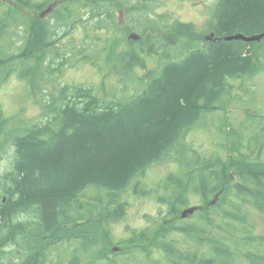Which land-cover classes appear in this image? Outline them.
I'll return each instance as SVG.
<instances>
[{
  "label": "trees",
  "instance_id": "16d2710c",
  "mask_svg": "<svg viewBox=\"0 0 264 264\" xmlns=\"http://www.w3.org/2000/svg\"><path fill=\"white\" fill-rule=\"evenodd\" d=\"M112 1L126 8L120 10L127 15L121 24ZM123 2L11 0L5 7L0 1L5 8L0 17V89L20 63L30 71V80L42 75L41 80L53 83L54 73L74 67V61L97 67L102 53L106 66H122L123 85L127 78L137 84L135 93L124 90L120 99L111 94L100 98L92 87L69 85L47 95L39 84L40 95L49 98L35 103L44 122L6 133L0 116V160L2 137L9 136L14 149L0 174V264H48L52 251L65 244L74 248L69 264L86 258L90 264L107 261L99 245L113 244L111 225L126 215L125 193H141L146 171L165 163L176 164L180 174L159 185L164 193L158 198L172 205L169 211L175 217L192 197L206 206L203 211L213 216L205 225L221 231L215 236L218 252L211 256L187 230L168 227L153 248L163 249V255H147L149 263L219 264L224 258L229 264H264V239L251 234L249 219L251 210L264 216V134L233 141L222 147L223 156L200 153L187 143L207 115L248 105V82L264 68V38L251 43L224 39L264 35V0H218L208 23L214 36L210 41L200 40L192 24L175 21L165 30L156 28L148 16L152 0ZM47 5L53 8L50 17L40 20ZM133 13L138 16L129 18ZM76 30L85 41H70L64 47L71 52L67 56L58 44ZM121 31L145 36L126 38L124 47L122 39H114ZM177 45L179 52L173 51ZM48 54L51 61L45 65ZM149 59L158 60L152 71L146 69ZM137 68L144 71L140 77ZM219 209L237 225H224L214 216ZM224 227L232 231L228 237ZM148 233L119 244H147ZM182 237L186 244L179 249Z\"/></svg>",
  "mask_w": 264,
  "mask_h": 264
},
{
  "label": "rangeland",
  "instance_id": "374dc122",
  "mask_svg": "<svg viewBox=\"0 0 264 264\" xmlns=\"http://www.w3.org/2000/svg\"><path fill=\"white\" fill-rule=\"evenodd\" d=\"M4 2L5 7L12 5L11 0H0ZM122 3L123 0H119ZM132 0H127L131 2ZM218 0H152L150 3V10L148 16L150 20L155 22V27H160L165 30L168 26L174 25L175 21L184 24H192L198 33L199 39L203 40L210 37L208 31V23L211 21L213 10ZM116 4V21L119 20V13L121 9H126L123 5H119L118 1H112ZM128 6V4H127ZM50 5H47L44 9L39 12L38 17L40 20L46 21L49 19L50 14L45 17H41V13L47 10ZM4 7H0V17L3 16ZM125 12V11H124ZM125 14V13H124ZM34 15V13H30ZM127 15H124V19ZM137 13H133L129 18L137 17ZM150 31H156L150 29ZM137 35L138 40H142L145 33L136 31L118 32L115 34L114 39H122L124 47L126 46V38L129 41L130 35ZM162 34V33H161ZM15 41H19L18 38L12 37ZM214 38V37H213ZM70 41L82 42L85 41L83 34L76 30L72 33L71 39H65L59 42V46L63 47V52L69 56L71 52L65 49L66 45ZM20 44V43H19ZM82 45V43H77ZM202 45V42H200ZM181 45L173 47V51L179 52ZM121 48L117 50L119 52ZM17 52V51H14ZM174 53V52H173ZM102 53L98 58V66L92 67L91 65L83 64L78 61L75 62L74 67L60 68V72H55L53 75V83H49L45 80H41L42 75L35 76L32 80L26 77L30 73L29 70L22 69L21 63L18 64L17 72L7 80V82L0 89V116L4 118L7 126L4 127L6 133H12L17 130L25 129L30 127L34 123L44 122L45 118L42 116L40 106L35 103L41 101L42 103L49 101L46 97L48 93L54 92L55 88L60 85L72 86H85L92 87L96 94L100 98H109L111 94L114 99H120L126 94L124 90H128L129 94L135 93L136 83L132 82L129 78L124 81L121 78L122 66L116 64L117 62H110L108 66L105 65V57ZM50 54L47 55V60L44 64L47 65L51 61ZM116 58L115 56L113 57ZM158 61V60H157ZM154 59H149L147 62V70H153L159 64ZM59 60L53 68L58 69L57 65ZM105 65V66H104ZM45 71V69H44ZM62 71V72H61ZM136 71V70H135ZM137 74L142 76L144 71L137 68ZM126 76V75H125ZM22 77H26L22 79ZM28 78V80H27ZM34 84L31 87L28 83ZM132 82L127 87V83ZM42 86L44 93L43 95L38 92V86ZM247 86L250 93L248 98V105L235 106L228 108L226 111H218L213 114L206 116L204 124L194 129L187 138V143L192 144V148H195L200 153L206 152L209 155L214 152H219L224 155V149L230 145L233 141L251 139L257 134H264V68L258 76L249 80ZM127 87V88H126ZM109 94V95H108ZM9 136L1 138L4 142V152L2 153V159L0 160V174L2 171L9 166L10 158L12 157L13 148L10 142ZM260 139V137H259ZM260 141L263 142L260 139ZM172 174H180L179 167L174 163H165L151 166L141 179V186L138 194H134L133 190H129L124 195V200L127 203V211L124 218L111 225L112 227V241L113 244L106 246L101 243L99 249L106 254L107 261L97 262L95 264H152L149 263L150 258H155L157 255H163V249H153L162 238V234L167 232L168 227L175 229L176 227L187 230V234L191 239L199 240L204 243L203 251L211 256H217L218 248L215 242L216 233H220V229L215 226H206V220H210L213 216L211 211L206 213L203 209H208L206 206H202L197 198H191L190 205L183 206L180 210L179 216L175 217L171 215L169 208L171 204L163 202L159 197L163 195V191L160 190L159 185L165 181V179ZM165 201V200H164ZM215 202V201H214ZM220 201H217V203ZM216 205V202H215ZM221 206V205H220ZM195 208V212L192 215L187 216L185 219H181V215L185 210ZM250 223L253 229L251 234L255 235L256 238L264 239V216L255 211H249ZM214 216H220L223 224L233 223L235 226L237 223L235 220L229 219L222 209H219L218 213ZM180 217V219H179ZM181 220V221H180ZM233 221V222H232ZM195 226L196 229H191ZM149 230L147 239L148 242L145 244H132L122 245L119 244L123 239H128L132 235L141 234L144 231ZM247 232L250 230L246 227ZM177 231V230H176ZM228 232L224 227L223 235L228 237ZM178 244V248L185 246V238ZM133 240V238L131 239ZM228 244L229 242H227ZM73 245L65 244L56 247L52 251V256L48 264H57L61 260L62 264H69L71 259L70 254L73 251ZM247 249V247H243ZM252 251L254 249H251ZM152 252V253H151ZM91 255V253H90ZM89 255V256H90ZM155 256V257H154ZM90 258L83 259L79 264H90ZM219 264H229V261L222 258ZM231 264V263H230ZM236 264H246L244 261L237 262Z\"/></svg>",
  "mask_w": 264,
  "mask_h": 264
},
{
  "label": "water",
  "instance_id": "95a60500",
  "mask_svg": "<svg viewBox=\"0 0 264 264\" xmlns=\"http://www.w3.org/2000/svg\"><path fill=\"white\" fill-rule=\"evenodd\" d=\"M99 1H103V0H99ZM52 9H53L52 7H49L47 10L43 11L41 13V17H45L47 14H50L52 12ZM123 17H124V12H120L119 13V23L120 24L123 21ZM213 37H214L213 35H210V37L206 38L205 40L210 41L213 39ZM263 38H264V35L245 36L243 34H237V35L226 37L224 40L225 41H242L245 43H251V42H260ZM129 39L136 41L139 39V37L133 34L129 36ZM194 212H195V208H190L188 210H185L182 213L181 218L185 219L187 218V216L192 215Z\"/></svg>",
  "mask_w": 264,
  "mask_h": 264
}]
</instances>
